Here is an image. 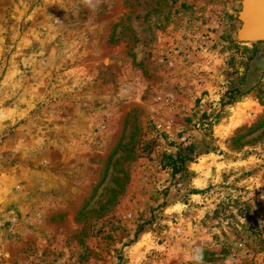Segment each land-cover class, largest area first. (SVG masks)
Listing matches in <instances>:
<instances>
[{
	"label": "rangeland",
	"instance_id": "rangeland-1",
	"mask_svg": "<svg viewBox=\"0 0 264 264\" xmlns=\"http://www.w3.org/2000/svg\"><path fill=\"white\" fill-rule=\"evenodd\" d=\"M245 9L0 0V264H264Z\"/></svg>",
	"mask_w": 264,
	"mask_h": 264
},
{
	"label": "water",
	"instance_id": "water-1",
	"mask_svg": "<svg viewBox=\"0 0 264 264\" xmlns=\"http://www.w3.org/2000/svg\"><path fill=\"white\" fill-rule=\"evenodd\" d=\"M243 37L251 42L264 41V0H246Z\"/></svg>",
	"mask_w": 264,
	"mask_h": 264
}]
</instances>
